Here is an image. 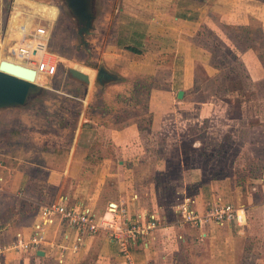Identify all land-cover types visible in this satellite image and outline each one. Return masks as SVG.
I'll return each mask as SVG.
<instances>
[{
  "label": "crops",
  "instance_id": "0c3cea01",
  "mask_svg": "<svg viewBox=\"0 0 264 264\" xmlns=\"http://www.w3.org/2000/svg\"><path fill=\"white\" fill-rule=\"evenodd\" d=\"M180 3L179 0L173 2L176 6ZM3 4L4 0H0V60L8 57L11 61L18 62V56L11 52V47L17 43L42 41L48 45L50 24L45 28V34H39L36 31L38 24H31L34 14L29 16V12L22 11V16H27L29 22L23 25L25 33H20L17 27L11 25L14 12L8 16L7 10L4 12ZM257 4L255 0H226L220 8L207 3L208 25L212 26L215 36H219L223 28L229 25L242 26L257 22L264 28V8ZM174 5L169 9L172 21L176 27L177 24H188L190 30L187 34L180 28H177L176 33H168L169 29L161 22V17L146 14L147 19L131 16L132 22L128 25H123L117 18V39L109 45H104L106 50L125 49L118 45V40L126 37L128 42H131L133 31L138 28L137 30L142 32L139 44L142 53L132 54L142 57L148 53V46L152 45V48L156 49V61L147 62L144 68L135 67L136 62L125 68L128 63L123 58L115 61L116 68L105 63L115 78L106 83L107 85L99 87L93 81L97 70L80 64V68L88 70L87 73L92 79L90 85L80 82L87 87L84 95L73 96V89H50L44 85L47 88L44 95L35 102L0 113V121L18 115L21 126L14 129L20 131L15 133L14 138L9 137L16 143L21 141L20 135L22 136V129L25 127L35 128V131L40 133L50 132H44L39 126L33 125L34 123L29 125L25 121L40 117L41 108L49 112L55 111L60 116L57 124L62 130L57 133L62 139L60 147L42 148L43 159L47 150L46 161L38 162L32 155L27 158L17 155L15 158H21L24 164L22 163L21 168H15L8 167L7 163L0 159V175L3 178L0 192L14 195L34 208L29 221L25 222L20 216L14 218V215L18 214L16 211L8 222L0 225V264H126L120 254L117 237L104 230L95 236L86 237L85 243L75 250L76 230L57 220L45 226L43 238H40L38 243L34 242V228L41 218V207L57 204L62 200L76 207H90L98 222L103 224L113 218V213L109 211V205L112 203L126 209L133 218L141 215V222L156 216L159 223L156 228L150 229L147 234H139L130 241L131 256L139 264H264V178L258 198L250 196L246 201L233 202L240 207V221H225L220 224L207 217L208 203L218 199L232 203L228 199L231 195L229 190L232 189L230 177L204 180L201 174L200 177L193 174L188 178L184 155H181L178 146V149L164 153L160 149H153L151 145L150 135H162L168 126L178 125L177 119L172 117V111L174 106L179 107L180 104L176 105L173 100V92L177 91V98L180 90L186 95V89L191 86L192 79L197 75L192 58L195 54L194 46L190 38L194 36V25L199 22L193 21L194 18L188 17ZM40 10L42 9L36 11ZM43 12L41 13L46 16L43 18L52 23L54 18L50 19ZM5 14L7 19L4 22ZM56 16L58 17V12ZM100 26L102 31L108 28L102 24ZM186 42L188 45H185ZM251 52L250 56L256 57L247 65H253L255 75H252L254 78H260L262 76H259L258 71L263 72V64L259 56L254 51ZM46 56L53 60L52 53L47 52L44 57ZM37 62L36 59L34 66ZM138 74H149L152 78L144 104V109L149 115L146 124L141 123V118L133 116L119 120L114 112L120 106L111 101L109 93V89L114 88L117 94L123 96V103L138 105L140 102L129 100V85L120 81L121 77L128 78ZM67 76L68 81L70 79L79 82ZM96 90L103 92V104H106L104 112L94 110L90 103ZM64 96L69 97L64 102L79 103L74 130L70 136L65 134L68 124L65 115L71 109L61 107L63 103L60 102ZM55 97L60 100L59 104L55 102ZM39 120L40 118L37 121ZM64 121H67V124ZM9 136L13 135L10 133ZM16 148H19V144ZM6 151L7 153L2 154L14 157L13 152ZM55 154L64 156L63 168L51 165V157ZM196 168L195 170H200ZM190 172L195 173L191 170ZM40 173L45 174L43 179L40 178ZM196 186L198 188L194 191ZM188 196L195 199L194 208L200 219L197 223L184 221L179 211L180 204ZM112 224L113 230L119 228V221ZM23 243L27 246L24 247ZM62 247L65 249V256L61 262L59 255Z\"/></svg>",
  "mask_w": 264,
  "mask_h": 264
},
{
  "label": "rangeland",
  "instance_id": "374dc122",
  "mask_svg": "<svg viewBox=\"0 0 264 264\" xmlns=\"http://www.w3.org/2000/svg\"><path fill=\"white\" fill-rule=\"evenodd\" d=\"M176 1L178 0H175V3ZM179 1L181 3L177 5L178 10L194 18L193 21L199 22L194 25V36L190 38L194 46L195 54L192 58L197 75L192 79L194 84L191 82V86L186 89V95L184 94L182 98H177L176 90L173 92V100L176 105L180 104L179 107L174 106L172 111V117L177 119L178 125L168 126L167 131L162 135H150L151 145L153 149L157 151L160 149L164 153H170L171 150L178 149V146L181 155H184L183 160L187 165L185 172L188 178L193 174L194 176L201 174L204 180L229 176L232 189L229 190L231 195L228 199L232 203L237 200L246 201L250 196L258 198V194L261 193L259 189H261L262 178H264V69L263 72L258 71L259 76L262 77L254 78L253 65L249 66L250 68L248 65L253 62V57H256L249 54L254 51L251 44L260 46L261 43L256 35L249 31L238 30L233 27L234 25L225 26L219 36H215L212 26L208 25L209 8L206 5L210 3L212 6L222 8L226 0ZM255 1L258 2L259 7L264 8V0ZM173 2L174 0H97L98 17L95 33L89 36L91 54L84 46L78 48L80 38L76 24L61 0H11V2L4 0L3 9L4 12L7 10L8 16L16 10L29 12V16L34 14L32 16L34 18H31L34 19L31 21L34 26L38 24L37 26L46 28L50 24L47 51L52 53L56 71L51 76L40 73L41 80L38 83L47 85L46 87L50 89L70 90L73 87L67 78L69 66H78L82 69L80 64L87 66V63H92L96 65L95 70H97L102 64L107 63L116 68L115 61L123 58L129 65L125 68L130 67L132 62L137 63L135 67L144 68L149 61H156V49L152 48V45L148 46V53L142 57L136 54L134 56L133 52L125 49L106 50L104 45H109L117 39V18L123 25H128L132 22V17L139 16L144 19L146 14L161 17V22L169 29L168 33H176L177 28H180L187 34L190 30L188 24L182 26L177 24L178 27H176L172 21L169 9L174 5ZM37 8L42 9L50 19L54 18L52 23H48L43 18L46 16L35 10ZM262 14L264 15V10ZM101 24L108 28L102 31ZM252 25L257 27L256 23L250 24V27ZM185 40H188L186 36ZM185 45H188L187 42ZM20 46L21 44L17 43L15 48ZM21 62L27 64L26 61ZM95 85L102 86L97 83ZM73 92L75 93V89ZM79 92L78 90L77 93ZM109 93L111 101H115L120 106L114 112L119 120L133 116L141 118L143 124L148 123L149 115L144 109L145 93L142 92L138 96L141 100L138 105L123 103V97L117 94L114 88L109 89ZM54 100L59 104L58 98L55 97ZM96 103L97 105L94 106L100 109L102 106L100 95L96 98ZM63 104V108L71 109L69 113L63 111L67 114L65 119L68 120L65 134L70 136L74 130L77 118L75 110L79 103L63 101ZM41 109L40 117L25 119V121L29 125L34 123L33 125L39 126L44 132L48 130L50 132L40 133L35 131V128L25 127L22 129L23 134L20 135L21 141L18 143L9 138L15 137V134L11 132L13 136H9L10 127L14 129L21 126L18 115L9 116L0 121V159L4 160L8 167H22L24 162L21 158L16 159L17 155L25 158L32 155V158L38 162L46 161L47 150L44 152L45 160L42 158V150L62 145V139L57 134L58 131H62L57 124L60 116L55 111ZM39 118L40 120L37 121ZM17 144L19 148H16ZM16 149H18L17 152ZM6 150L13 152L14 157L3 155L2 153H7ZM64 163L63 155L55 154L51 157V165L63 168ZM196 167L200 170H195ZM205 171L206 173H203ZM39 176L43 179L45 174L40 173ZM197 188L196 186L194 191ZM11 207L13 213L16 211L18 213L14 215V218L20 216L25 222L30 220L34 211L33 206L24 203L22 199L7 192H0V216H8Z\"/></svg>",
  "mask_w": 264,
  "mask_h": 264
},
{
  "label": "built area",
  "instance_id": "2783aa9c",
  "mask_svg": "<svg viewBox=\"0 0 264 264\" xmlns=\"http://www.w3.org/2000/svg\"><path fill=\"white\" fill-rule=\"evenodd\" d=\"M17 30L20 33L25 31V27L19 26ZM36 31L39 34H45V27L36 26ZM23 37H21L22 39ZM36 42V44H35ZM16 45V44H15ZM15 45L11 47V52L18 56V58L27 62V65L35 67L39 73L46 75H53L56 71V65L53 60H49L48 56L44 55L48 52L46 43L42 41H27L20 47L15 48ZM37 63L35 64V60ZM21 60V61H22ZM3 178L0 175V183ZM195 199L188 196L179 206V211L182 214V218L186 222L197 223L200 221L197 211L194 208ZM207 217L217 223H224L225 221H240V207H237L233 203L222 202L220 199L211 201L208 203ZM109 211L113 213L112 220L110 222L99 223L95 212L90 207H76L74 205L67 204L66 200H62L57 204L43 205L41 207L40 220L35 223V241L38 243L39 239L43 238L44 227L53 224L55 221L60 220L66 223L70 228L76 230L75 238V250H78L81 245L85 243L86 237H92L98 234L100 231L112 232L120 245V254L124 258L126 264H139L133 260L129 244L131 239H135L139 234H147L150 229L156 228L158 218L156 216L146 219L145 222H141V215L137 218H133L128 214V211L123 208L117 207L114 203L109 205ZM119 221V228L113 230V222ZM112 229V231H111ZM21 236V233H19ZM26 247L27 244L23 243ZM65 256V249L62 247L59 255V260L62 262ZM146 264V263H145Z\"/></svg>",
  "mask_w": 264,
  "mask_h": 264
},
{
  "label": "water",
  "instance_id": "95a60500",
  "mask_svg": "<svg viewBox=\"0 0 264 264\" xmlns=\"http://www.w3.org/2000/svg\"><path fill=\"white\" fill-rule=\"evenodd\" d=\"M65 9L73 18L77 34L80 38L78 48L84 46L91 54L89 36L95 33V21L97 19L96 0H61ZM15 63L8 57L0 60V113L6 109L25 107L36 99L42 97L47 89L35 81L38 70L21 61ZM67 74L86 85L92 82L91 75L83 70L69 66ZM114 75L102 64L96 71L94 82L105 86L113 81ZM184 91L178 92L182 98ZM43 252V251H40ZM43 254V253H41Z\"/></svg>",
  "mask_w": 264,
  "mask_h": 264
},
{
  "label": "trees",
  "instance_id": "16d2710c",
  "mask_svg": "<svg viewBox=\"0 0 264 264\" xmlns=\"http://www.w3.org/2000/svg\"><path fill=\"white\" fill-rule=\"evenodd\" d=\"M8 2H11V0H8ZM35 10H38V9H35ZM40 12H43V10H40ZM6 19H7V14H5L4 22L6 21ZM255 23L257 24L256 25L257 27H253V25L251 27H250V25H242V26L241 25H234L233 27L238 29V30H241V31H249L253 35H256L257 40H259L261 44L259 46L257 44L252 43L251 48L254 51H256V55L259 56V59H261V62L264 66V52H263L264 51V28L262 27L261 24H259L257 22H253L252 24H255ZM133 25L136 26V23H134ZM137 29H135L133 31L134 37L133 36L131 37V42H128V39L126 37H121L117 43L122 48H125V49L132 51L134 53H137V54H141L142 49L139 47V44L141 42L142 32H139V30H137ZM87 65L90 67L96 68L95 64L87 63ZM122 81L126 82L129 85V92H130V95H129L130 99L129 100L135 101V103H139V102H141V100H140V97H138V96L142 92L147 95V93L150 90V84L152 83V78H151V75H149V74H138V75H135L133 77L122 78ZM69 83H72V87H73V89H75V93H74L75 95H73V96H76L78 94L84 95L87 92V87L84 84H82L80 82H74L70 79H69ZM78 90L80 91L79 93H77ZM99 92H101V90H96L93 92L92 98H91L92 101L90 103H91L92 107H94V110L97 109L98 112H104L106 104H103V102H104L103 92H101V94ZM56 95H57V93H56ZM99 95H100V104L102 105L100 107V109H98V107L94 106V105H97L96 98H98ZM68 98L69 97L64 96L63 97L64 100L61 99L62 103H63V101L67 100ZM61 107L63 108L64 104ZM75 114H77L76 110H75ZM65 120H67V119H65ZM67 121H64V123L67 124ZM19 131L20 130H18V129H10L9 134H10V132L12 134L19 133ZM12 214H14V213H13L12 207H11L9 209L8 216L7 215L6 216H4V215L0 216V223H1L0 225H4L6 222H8V220L10 219Z\"/></svg>",
  "mask_w": 264,
  "mask_h": 264
},
{
  "label": "bare ground",
  "instance_id": "6f19581e",
  "mask_svg": "<svg viewBox=\"0 0 264 264\" xmlns=\"http://www.w3.org/2000/svg\"><path fill=\"white\" fill-rule=\"evenodd\" d=\"M22 13L20 12V11H18V10H16L15 12H14V14H13V17L11 18V21H12V26L15 28V27H19V26H22V25H25L26 23H28L29 21H28V17L27 16H22L21 15ZM27 18V19H26ZM34 18V17H33ZM33 21V20H32ZM11 23V22H10ZM12 27V28H13ZM25 27V26H24ZM11 28V29H12ZM27 28V27H26ZM15 30V29H14ZM28 30V29H27ZM26 30V31H27ZM25 33V32H24ZM19 35H21V34H19ZM8 37V36H7ZM6 37V38H7ZM10 38V37H9ZM3 54V53H2ZM4 55V54H3ZM15 63H19V62H16V61H14ZM77 65V64H76ZM77 68H78V66H77ZM83 68H85V67H83ZM81 70H83L84 72L86 71L85 69H81ZM88 71V70H87ZM87 71H86V73H87ZM90 71V70H89ZM92 71V70H91ZM94 75H92V77H93ZM41 80V75H40V73L39 72H37V74H36V77H35V81H37V82H39Z\"/></svg>",
  "mask_w": 264,
  "mask_h": 264
}]
</instances>
